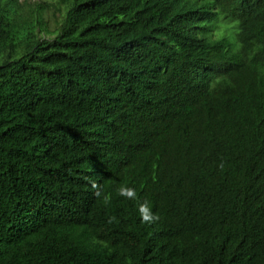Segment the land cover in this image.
I'll return each instance as SVG.
<instances>
[{
  "label": "trees",
  "instance_id": "trees-1",
  "mask_svg": "<svg viewBox=\"0 0 264 264\" xmlns=\"http://www.w3.org/2000/svg\"><path fill=\"white\" fill-rule=\"evenodd\" d=\"M0 264H264V0H0Z\"/></svg>",
  "mask_w": 264,
  "mask_h": 264
},
{
  "label": "rangeland",
  "instance_id": "rangeland-1",
  "mask_svg": "<svg viewBox=\"0 0 264 264\" xmlns=\"http://www.w3.org/2000/svg\"><path fill=\"white\" fill-rule=\"evenodd\" d=\"M23 1V0H21ZM27 2H29V4H35L36 2H40V1H44V2H47L48 4H53L55 5L56 3V0H26ZM52 14L53 12L52 11H47V12H44L43 13V18L45 20H48L49 21V24H50V28L53 27V20L54 18L55 19H59V14H56V16L52 19ZM229 40H230V43L232 44L231 46V51H234L238 48V45H236V40H235V37L232 36V34L229 33ZM233 45H236L235 47H233Z\"/></svg>",
  "mask_w": 264,
  "mask_h": 264
}]
</instances>
